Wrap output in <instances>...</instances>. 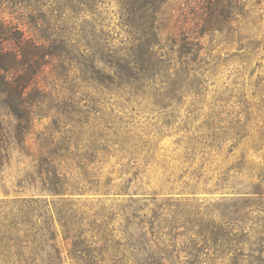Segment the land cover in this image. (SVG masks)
<instances>
[{
	"label": "trees",
	"instance_id": "trees-1",
	"mask_svg": "<svg viewBox=\"0 0 264 264\" xmlns=\"http://www.w3.org/2000/svg\"><path fill=\"white\" fill-rule=\"evenodd\" d=\"M94 1L0 0V105L16 121L10 131L0 119V264H264V162L233 153L245 123L219 127L206 141L203 154L235 157L217 176L204 163L177 176L163 167L158 190L142 176L154 156L132 163L139 145L29 142L46 109L59 122L82 96L164 105L200 94L206 38L230 33L238 14V0H187L178 11L166 10L169 0H120L127 36L118 42L80 21ZM118 150L127 154L120 167L105 172ZM14 153L31 160L12 180ZM108 197L116 202L107 205Z\"/></svg>",
	"mask_w": 264,
	"mask_h": 264
},
{
	"label": "rangeland",
	"instance_id": "rangeland-1",
	"mask_svg": "<svg viewBox=\"0 0 264 264\" xmlns=\"http://www.w3.org/2000/svg\"><path fill=\"white\" fill-rule=\"evenodd\" d=\"M188 4L187 0H169L166 10L178 11L179 5L188 9ZM89 10L84 17L80 16V21L87 20L102 28L118 42L125 39L120 0L94 1ZM237 11L230 33L206 38L204 56L207 64L200 94L182 95L180 99L167 100L164 105L155 104L152 97L116 95L107 97L100 104L89 96H82L79 109L68 107L70 113L65 111L59 122L54 123L57 110L46 109L47 116L36 119L33 132L28 136L29 142L35 144L37 136H47L82 147H90L97 141L115 142L111 144L114 148H119L118 143L126 147L139 145L142 150L132 163L142 165V158L154 156L147 173L142 176L146 181L149 175L150 187L158 190L163 167L177 176L188 168V172L198 168L201 163L208 172L234 160V156H230L229 161L224 160L225 149L221 155L203 154L202 151L214 132L221 133L219 127L240 122L245 123L246 135L240 137L234 155L241 156L245 152L247 159L263 164L264 141L260 132L264 131V0H238ZM0 119L12 131L16 121L2 105ZM231 143H225V148ZM194 146L196 149L192 150ZM123 155H127L126 152H111L105 172L114 167L118 169L120 164L116 162ZM30 160L31 157L14 153L12 167L7 171L12 180L25 175L24 167H29ZM217 173L215 169L214 175ZM136 187L138 184L134 189ZM198 196L201 200H214L219 194L201 193ZM90 199L97 203L93 196ZM104 199L107 205L116 202L114 197Z\"/></svg>",
	"mask_w": 264,
	"mask_h": 264
}]
</instances>
